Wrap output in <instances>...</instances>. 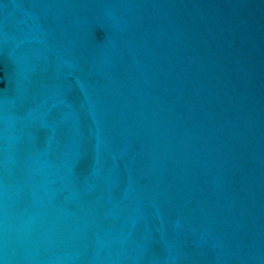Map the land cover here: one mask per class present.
Returning <instances> with one entry per match:
<instances>
[{"label": "water", "instance_id": "obj_1", "mask_svg": "<svg viewBox=\"0 0 264 264\" xmlns=\"http://www.w3.org/2000/svg\"><path fill=\"white\" fill-rule=\"evenodd\" d=\"M0 264H264V0H0Z\"/></svg>", "mask_w": 264, "mask_h": 264}]
</instances>
